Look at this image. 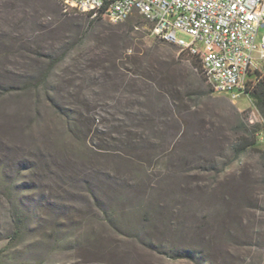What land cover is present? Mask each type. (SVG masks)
<instances>
[{"label":"rangeland","instance_id":"obj_1","mask_svg":"<svg viewBox=\"0 0 264 264\" xmlns=\"http://www.w3.org/2000/svg\"><path fill=\"white\" fill-rule=\"evenodd\" d=\"M147 26L0 0V264H264V122Z\"/></svg>","mask_w":264,"mask_h":264},{"label":"built area","instance_id":"obj_2","mask_svg":"<svg viewBox=\"0 0 264 264\" xmlns=\"http://www.w3.org/2000/svg\"><path fill=\"white\" fill-rule=\"evenodd\" d=\"M65 15L101 17L112 24L141 19L148 35L197 61L212 91L234 101L247 96L249 75L264 59V0H54ZM138 28V27H137ZM190 36V42L177 37ZM193 67V66H192Z\"/></svg>","mask_w":264,"mask_h":264},{"label":"trees","instance_id":"obj_3","mask_svg":"<svg viewBox=\"0 0 264 264\" xmlns=\"http://www.w3.org/2000/svg\"><path fill=\"white\" fill-rule=\"evenodd\" d=\"M57 5H58V3H57ZM58 7H59V5H58ZM63 15L66 16V17H86V18L90 19L91 21H95V20L107 21L106 19L101 18V17L91 18L90 16H84V15H65V14H63ZM131 20H134V19H131ZM131 20H129L127 22L130 23ZM135 20H137V22H138L139 25H142L144 23L141 19H135ZM107 22H109V21H107ZM127 22H125V23H127ZM125 23H121V24H125ZM121 24H114V25H121ZM161 42H163V41H161ZM163 43H165V42H163ZM170 45H172V44H170ZM56 62L57 61H53L52 62V65L49 67V70H52L54 67H56V64H55ZM191 63H192V66H193L194 71L200 76V74L195 70V68L198 67L197 61L195 59H192L191 60ZM211 91H212V89H211ZM247 97H250L251 98V100L253 101L254 105L256 106V108H257V110H258V112H259V114H260V116H261V118H262V120L264 122V73L262 71H258L257 70L254 73H251L249 75V86H248V89H247ZM259 127H260V125H258V124L255 125V126H253V129H247L245 127V129L248 130V132L251 133L252 138L250 140L248 139L246 141L245 145H242V144L241 145H238L237 150L240 147L244 148L243 150H245L246 148L251 147V146H254L256 144V137H255V135L259 131ZM179 258H181V257H179Z\"/></svg>","mask_w":264,"mask_h":264}]
</instances>
